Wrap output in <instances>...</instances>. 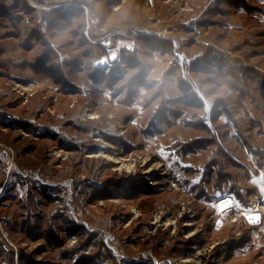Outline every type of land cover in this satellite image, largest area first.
<instances>
[{
  "label": "rangeland",
  "instance_id": "obj_1",
  "mask_svg": "<svg viewBox=\"0 0 264 264\" xmlns=\"http://www.w3.org/2000/svg\"><path fill=\"white\" fill-rule=\"evenodd\" d=\"M257 72L264 0H0V264H264Z\"/></svg>",
  "mask_w": 264,
  "mask_h": 264
},
{
  "label": "built area",
  "instance_id": "obj_2",
  "mask_svg": "<svg viewBox=\"0 0 264 264\" xmlns=\"http://www.w3.org/2000/svg\"><path fill=\"white\" fill-rule=\"evenodd\" d=\"M106 51L108 53L107 55H104L103 59L100 61V63H103L106 61V63L103 66H98L100 70L105 72L106 75H110L114 69H117V75L126 73L128 71V64H127V57L126 54L130 53L131 48L127 46H123V48L119 50L113 49L109 43L106 44ZM174 58L176 59L178 63L179 70L181 73V78L186 79L187 74L185 70L186 65V56L184 52L176 50L174 52ZM262 204V205H261ZM257 206L256 211H259L260 213H264V202L260 203ZM224 213L229 217L231 221L234 223H239L243 217L245 216L242 211L239 209H227L224 211ZM259 213V214H260Z\"/></svg>",
  "mask_w": 264,
  "mask_h": 264
},
{
  "label": "snow or ice",
  "instance_id": "obj_3",
  "mask_svg": "<svg viewBox=\"0 0 264 264\" xmlns=\"http://www.w3.org/2000/svg\"><path fill=\"white\" fill-rule=\"evenodd\" d=\"M160 155L167 159L168 155L170 154L166 153L164 150H161ZM171 155H173V159L175 162L174 154H171ZM169 166L171 167V165ZM194 183H198V181H194ZM252 183L257 184L261 194L264 195V172H261L258 178L253 177ZM221 195L222 193L217 192V197H220ZM213 207H216L218 212H223L227 209H233V208L239 209L240 211L243 212V214L245 215V218L251 224L258 225L261 223V220H262L261 215L255 209L243 207L240 201L236 200L235 197L232 195H227L225 198L219 200L217 204H213Z\"/></svg>",
  "mask_w": 264,
  "mask_h": 264
},
{
  "label": "trees",
  "instance_id": "obj_4",
  "mask_svg": "<svg viewBox=\"0 0 264 264\" xmlns=\"http://www.w3.org/2000/svg\"><path fill=\"white\" fill-rule=\"evenodd\" d=\"M224 1H226V0H224ZM234 1L235 0H229V2H231V3H234ZM251 12L252 11H256L257 9L256 8H250L249 9ZM131 57L133 58V56L131 55ZM230 59V58H229ZM131 61V60H130ZM214 61L216 62L215 63V65L217 66V67H221V66H223V64H227V57H226V55H225V57H224V55L223 54H220V53H217L216 52V55H214ZM130 65H135V63H133V61L132 62H130ZM178 65V63L176 64V66ZM178 69H179V67H178ZM100 73H102V72H100ZM102 75V77L101 78H104L105 76H104V74L102 73L101 74ZM257 75H258V77H259V79H260V82H259V84H260V92L262 93V96L264 97V85L262 84V82H261V80L263 79L264 80V74H261L260 72H257ZM109 78H111V79H113V80H116V79H118V77H117V69H114L113 71H112V73L109 75ZM262 84V85H261ZM68 84L67 83H64V88L67 86ZM0 119L2 120V122H3V124L5 125V126H7V127H9V129H13V128H18V127H20V128H24V129H26L27 131H30V133L32 132V134H34V135H38L37 134V129H36V127L33 125V124H31V123H29V122H27V123H25V122H23V121H21V120H14V119H9V118H6V117H3L1 114H0ZM261 161L262 160H260V161H258V166H259V169H261L262 168V163H261ZM233 190V189H232ZM235 190V189H234ZM233 190V191H234ZM237 196H238V201H240L241 203H242V201L244 200L243 199V197H242V195H240V193H239V191H238V194H237ZM244 240V241H243ZM242 245L244 246V244L243 243H245L246 242V240H245V238L244 239H242ZM241 245V246H242ZM240 246V247H241ZM240 247H238V248H240Z\"/></svg>",
  "mask_w": 264,
  "mask_h": 264
},
{
  "label": "bare ground",
  "instance_id": "obj_5",
  "mask_svg": "<svg viewBox=\"0 0 264 264\" xmlns=\"http://www.w3.org/2000/svg\"><path fill=\"white\" fill-rule=\"evenodd\" d=\"M157 169H158V166H157L156 168H154V169H153V168H152V169H150V171L157 170ZM150 171H149V172H150ZM166 226H169V224H168V225H166Z\"/></svg>",
  "mask_w": 264,
  "mask_h": 264
}]
</instances>
